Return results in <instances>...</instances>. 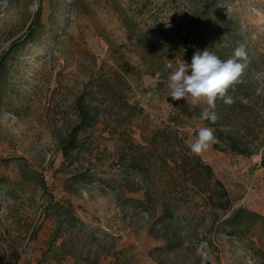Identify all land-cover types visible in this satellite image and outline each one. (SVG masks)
I'll return each instance as SVG.
<instances>
[{
    "label": "rangeland",
    "instance_id": "1",
    "mask_svg": "<svg viewBox=\"0 0 264 264\" xmlns=\"http://www.w3.org/2000/svg\"><path fill=\"white\" fill-rule=\"evenodd\" d=\"M38 9L39 35L0 75V264H264V221L240 236L226 222L239 207L264 216V0H0V57ZM202 24L245 46L251 156L220 138L193 154L211 127L168 96L183 61L151 74L137 45L169 48ZM80 105L98 121L67 156Z\"/></svg>",
    "mask_w": 264,
    "mask_h": 264
},
{
    "label": "trees",
    "instance_id": "2",
    "mask_svg": "<svg viewBox=\"0 0 264 264\" xmlns=\"http://www.w3.org/2000/svg\"><path fill=\"white\" fill-rule=\"evenodd\" d=\"M42 9H38L35 12L34 18L28 27L24 36L14 40L8 49L0 57V75L3 68L6 67V63L11 54L16 50L26 46L33 42L39 35V29L41 26ZM197 20V19H196ZM195 35H192L194 34ZM137 45L142 46L143 49V61L148 66V71L151 74H157L163 77L169 70L168 62H174L177 60H184L190 64L193 55L196 52H202L208 49L210 52L215 53L221 60H227L232 57L234 50L237 48L236 33L234 31H227L225 25H191L189 35L184 37L183 40L173 41L170 43L169 48L162 47L152 39L150 36L140 35L137 38ZM243 62V61H242ZM251 86L246 79V73L244 71L238 83L233 85L228 90V95L231 96L233 102L231 104H225L222 100L217 99L215 111L218 119L216 122H210L204 120L213 131L215 138H220L226 143V148L222 150H229L242 154L245 156H251L259 148L252 149L246 142L244 130H250V126L247 123L249 103L247 99L250 98L249 92ZM177 107L187 113L190 116L200 117L202 108H191L189 104L178 103ZM80 117L79 123L74 127L70 133L66 142L62 145L63 153L65 155L70 154V150L78 148L77 133L83 129L91 128L98 121V115L96 110L80 105ZM246 132V133H245ZM215 146L220 148V144L215 142ZM261 166L264 168V146L261 151ZM186 159L190 156H185ZM196 168L208 177L213 178V169L210 165L205 164L201 157L196 156ZM218 191L224 196H227V190L220 180L216 181ZM222 207L227 208V201L220 203ZM169 212L170 209H167ZM261 219L264 221V216L256 211H250L244 208H237L233 210L232 214L226 219V222L232 227V233L235 235H242L244 232L243 223L248 219ZM178 240L169 241V246H177Z\"/></svg>",
    "mask_w": 264,
    "mask_h": 264
},
{
    "label": "clouds",
    "instance_id": "3",
    "mask_svg": "<svg viewBox=\"0 0 264 264\" xmlns=\"http://www.w3.org/2000/svg\"><path fill=\"white\" fill-rule=\"evenodd\" d=\"M246 67L247 52L243 44L239 45L227 60H221L208 49L198 51L193 55L190 64L183 60L169 74L168 96L173 100L184 99L193 107L205 104L200 118L214 123L218 119L215 111L217 99L225 104L233 102L228 90L239 82ZM256 78L264 79V72L256 74ZM215 140L213 129L202 127L189 147L193 154L200 155L209 149Z\"/></svg>",
    "mask_w": 264,
    "mask_h": 264
}]
</instances>
